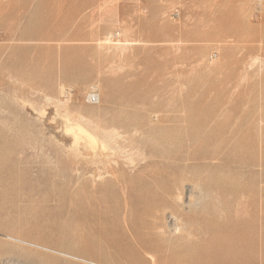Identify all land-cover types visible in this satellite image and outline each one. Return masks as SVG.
Returning a JSON list of instances; mask_svg holds the SVG:
<instances>
[{
	"label": "rangeland",
	"instance_id": "374dc122",
	"mask_svg": "<svg viewBox=\"0 0 264 264\" xmlns=\"http://www.w3.org/2000/svg\"><path fill=\"white\" fill-rule=\"evenodd\" d=\"M263 58L264 0H0V264H264Z\"/></svg>",
	"mask_w": 264,
	"mask_h": 264
},
{
	"label": "bare ground",
	"instance_id": "6f19581e",
	"mask_svg": "<svg viewBox=\"0 0 264 264\" xmlns=\"http://www.w3.org/2000/svg\"><path fill=\"white\" fill-rule=\"evenodd\" d=\"M119 35V34H118ZM107 39V38H106ZM118 39V38H117ZM124 40V39H123ZM125 41V40H124ZM108 42H111V43H113L112 41H111V39L110 38H108L107 39V43ZM120 42V41H119ZM101 43V42H100ZM118 44H120V43H118ZM101 45H103V44H101ZM121 46H126L127 45V43L126 44H124V45H122V44H120ZM117 49V48H116ZM124 49H125V47H124ZM125 50H127V49H125ZM122 52V51H121ZM120 52V53H121ZM123 53V52H122ZM121 53V54H122ZM125 54V53H124ZM257 59L259 58V57H256ZM255 58V59H256ZM256 59V60H257ZM261 59V58H260ZM258 60V62L260 61L261 63H260V67H259V70L261 69L262 71H263V67H264V58L262 59V60ZM253 61H254V59H253ZM252 64V63H251ZM250 64V65H251ZM254 65H255V63H254ZM254 65H252L251 67H253V69H254ZM258 65V64H257ZM256 65V66H257ZM248 67H250V66H248ZM247 69H249V68H247ZM249 70H251V69H249ZM248 70V71H249ZM247 71V72H248ZM262 71H260V73L262 72ZM258 74H260L259 72H257ZM244 74V73H243ZM255 75H256V73H254ZM257 74V75H258ZM262 74H263V72H262ZM249 75V74H248ZM251 76V75H250ZM254 76V75H253ZM258 76H261V74L260 75H258ZM262 76H264V75H262ZM256 77V76H255ZM254 77V78H255ZM258 78V77H257ZM264 78V77H263ZM244 79V78H243ZM246 79V78H245ZM244 79V80H245ZM259 79H261V78H259ZM243 81V80H242ZM246 81V80H245ZM244 81V82H245ZM247 81H249L250 82V80L248 79ZM256 81H257V84H258V79H256ZM242 83V82H241ZM245 83H247V82H245ZM259 86V85H258ZM260 87V86H259ZM99 88H98V85L96 86H93V88H92V91L93 92H97L98 94H99V96H100V100H99V102L97 103V104H99L100 102H101V93L99 92V90H98ZM261 89V88H260ZM261 93V92H260ZM263 94V93H262ZM30 96V95H29ZM262 96V95H261ZM15 97H16V99H17V94L15 95ZM21 97V96H20ZM52 97V96H51ZM51 97L50 96H48V95H45V98H46V100H50V101H52V99H51ZM259 97H260V95H259ZM21 98H24V97H21ZM26 99H28V98H26ZM31 99V98H30ZM262 99V104H261V107H263V102H264V99L263 98H261ZM22 101L23 100H25V99H21ZM32 100V99H31ZM30 100V101H31ZM256 100H258L257 98H256ZM56 101V100H55ZM260 101V100H259ZM24 102H26V101H24ZM23 102V103H24ZM57 102H58V104H64V102H62L61 100H57ZM255 102H257V101H255ZM29 104H31V103H29ZM38 104H40L39 102H38ZM93 104H95V103H93ZM246 104H247V102H246ZM37 105V104H36ZM35 105V106H36ZM41 105H42V101H41ZM48 105V104H47ZM55 105V104H54ZM32 107H33V101H32V105H31ZM34 106V107H35ZM67 106V105H66ZM42 107H43V105H42ZM56 107V106H55ZM248 107V106H247ZM57 108V107H56ZM58 108H60V107H58ZM64 108V107H63ZM36 109V108H35ZM43 109H44V107H43ZM59 110H61V109H59ZM39 111V110H38ZM42 111H44V110H42L41 109V113H42ZM56 111H58V110H56ZM67 111V110H66ZM37 112V111H36ZM40 112V111H39ZM45 112V111H44ZM58 113V112H57ZM59 113H60V111H59ZM69 113L70 112H68V115H69ZM214 113V112H213ZM217 113V112H216ZM225 113V112H224ZM61 114V113H60ZM215 115H217V114H215ZM215 115H214V117H215ZM64 116V115H63ZM68 117V119H69V116H66V118ZM83 117V116H82ZM213 118V117H212ZM256 119V118H255ZM254 119V120H255ZM257 120V119H256ZM256 120H255V122H256ZM90 121V120H89ZM253 122V121H252ZM215 123V122H214ZM254 123V122H253ZM264 115H261V117L259 118V139H260V147L262 146L263 147V145H264ZM69 130H74L75 131V135L77 136V138L80 136V135H82V134H85L86 135V137L89 139V142H90V144H96V143H98V142H100L101 141V143H104V144H106L107 146H109L110 147V149L111 150H113L114 152H120V153H122V155L124 154H126V156H128L127 157V161H129L130 162V160L132 161L133 159H132V156H130V154H132V152L131 151H136V152H139V151H141V149L139 148V147H132L131 146V148L130 149H127V146H124V145H122L121 143H120V139L123 137V133L119 130V127L118 126H116V125H112V124H110V123H108L107 121H103V122H101V121H90L88 124H86V123H82V122H77V123H75V124H71V125H68V127H67ZM140 132V128L139 127H134L133 129H132V133L134 134H138ZM29 133V132H28ZM80 134V135H79ZM85 135H82L83 137L85 136ZM225 135V134H224ZM81 137V136H80ZM85 138V137H84ZM83 139V138H82ZM76 141V140H75ZM224 141V140H223ZM77 142V141H76ZM75 142V143H76ZM78 143H79V140H78ZM100 143V144H101ZM76 145H78V144H76ZM85 145V144H84ZM99 145V144H98ZM75 146V145H74ZM106 146V147H107ZM258 146V145H257ZM73 147V146H72ZM77 147V146H76ZM89 148V147H88ZM258 149V148H257ZM261 150V149H260ZM20 151H24L23 149H21ZM258 152V151H257ZM102 153V152H101ZM114 154V153H113ZM259 154V153H258ZM261 154V153H260ZM121 155V154H120ZM141 155V154H140ZM113 156V155H112ZM256 156H257V154H256ZM261 156H264V155H261ZM96 157V156H95ZM118 157H119V155H118ZM96 158H99L100 160H101V155L98 157H96ZM212 159H214V158H217L216 156H212L211 157ZM95 160V159H94ZM134 163V161H132V164ZM98 168V167H97ZM99 177H101V176H99ZM31 246V245H30Z\"/></svg>",
	"mask_w": 264,
	"mask_h": 264
},
{
	"label": "built area",
	"instance_id": "2783aa9c",
	"mask_svg": "<svg viewBox=\"0 0 264 264\" xmlns=\"http://www.w3.org/2000/svg\"><path fill=\"white\" fill-rule=\"evenodd\" d=\"M88 99L91 103H98L100 100V96L97 92L91 91L88 95Z\"/></svg>",
	"mask_w": 264,
	"mask_h": 264
}]
</instances>
